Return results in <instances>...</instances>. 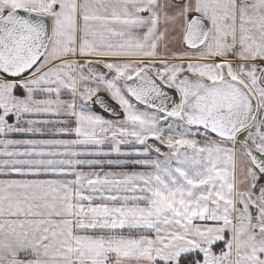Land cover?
<instances>
[{
    "label": "snow or ice",
    "instance_id": "1",
    "mask_svg": "<svg viewBox=\"0 0 264 264\" xmlns=\"http://www.w3.org/2000/svg\"><path fill=\"white\" fill-rule=\"evenodd\" d=\"M0 264H264V0H0Z\"/></svg>",
    "mask_w": 264,
    "mask_h": 264
}]
</instances>
